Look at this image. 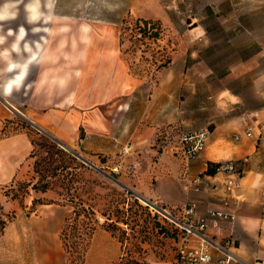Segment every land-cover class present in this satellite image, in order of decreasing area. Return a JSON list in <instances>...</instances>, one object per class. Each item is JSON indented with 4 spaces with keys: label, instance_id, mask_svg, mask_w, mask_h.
I'll return each instance as SVG.
<instances>
[{
    "label": "crops",
    "instance_id": "crops-1",
    "mask_svg": "<svg viewBox=\"0 0 264 264\" xmlns=\"http://www.w3.org/2000/svg\"><path fill=\"white\" fill-rule=\"evenodd\" d=\"M125 1L129 15L159 23L167 32L180 28L183 16L197 10L204 15L202 20L214 15L215 28L222 34L213 38L212 27L201 21L189 24V35L177 41L170 36L158 39L163 45L160 49H170L171 62L149 82L132 73L119 38L111 33L114 24L85 23L75 35L79 26L62 14L61 0H55L47 23L43 17L48 12L46 0H41L43 16L29 24L24 11L29 0H23L19 17L0 25V35L23 26L28 34L20 41V53L11 52L10 59L23 64L29 58L24 52L27 44L44 60L29 68L25 84L32 87L10 95L0 92L5 101H0V119L20 112L68 148L89 155L127 157L144 151L142 156H157L135 166L117 164L115 168L137 167L135 172H146L125 180V186L164 207L193 205L197 216L213 210L233 215V221L220 223L219 240L233 237L232 251L238 257L264 264V0ZM35 28L41 31L34 32ZM196 30L199 36L193 39ZM191 41L204 47L193 50L187 45ZM15 42L14 36L7 37L0 53L11 51ZM213 44L223 46L222 51L225 47L234 50L224 72H218L209 61ZM85 51L86 56L80 58ZM6 67V61L0 59V81L19 71L7 73ZM60 77L68 78L63 89L51 84ZM196 122L197 131L208 129L210 135L198 158L187 160L180 141L183 134L190 133L185 130L187 123ZM178 127L184 130L171 138ZM162 135L163 141L158 142ZM32 150L25 132L0 139V186L17 178ZM226 162H234L242 172L233 186L227 184L228 176L207 173L210 164ZM209 233L213 235L212 228Z\"/></svg>",
    "mask_w": 264,
    "mask_h": 264
},
{
    "label": "rangeland",
    "instance_id": "rangeland-1",
    "mask_svg": "<svg viewBox=\"0 0 264 264\" xmlns=\"http://www.w3.org/2000/svg\"><path fill=\"white\" fill-rule=\"evenodd\" d=\"M54 2L46 0L48 12L42 15L44 19L52 17ZM126 3L125 0H61L62 14L78 26L94 22L114 24L111 33L119 38L132 73L152 82L162 70L160 65L170 59L171 51L169 48L160 49L162 44L143 36L139 30L142 22L127 13ZM202 17V12L197 10L186 13L184 24L180 28L169 29V32L160 25L157 29L159 39L170 36L177 41L189 35L188 30L192 29L189 24L199 25L201 21H207V27H212L213 38L222 34L220 29L215 28L214 15L206 20ZM82 28L75 27V35ZM154 31L156 28L151 33ZM197 36L198 30L194 32L193 39ZM175 45L178 46V43ZM187 45L197 51L204 47L195 41ZM212 47L215 50L212 48L209 53V61L218 72H224L234 57V50L225 47L227 50L222 51L224 47L217 44ZM0 101L5 103L1 98ZM0 123V139L25 132L33 144L31 153L35 151V156L27 160L17 178L8 185L0 186V219L6 223L0 233V264H176L173 231L167 220L155 211L156 207L164 206L149 201L124 184L127 179H135V175L142 176L145 170L135 172L137 167L127 170L115 168L121 163L131 166L148 163L157 156L147 157L146 151L145 156H142L144 151H140L139 155L136 152L127 157L119 154L111 157L89 155L82 150L77 152L45 131L39 133L27 116L20 112H15L8 119H0ZM185 127L192 133L198 130L199 123H187ZM183 128H174L171 138L180 135ZM163 135L158 142L163 141ZM58 151H64V155L58 154ZM45 158L56 166H64L67 171L64 174L59 171L61 177L49 179L58 183L54 189L35 191L33 185L41 184L35 172L37 164L42 165ZM126 158L130 161H124ZM139 167L141 169L142 166ZM62 175L72 179L69 190L61 188ZM148 177L151 183V176ZM74 203H83L94 210L100 226L93 236L86 231L95 226L86 217L81 216L75 227ZM117 219L120 223L115 228L113 223ZM66 225L67 232L63 236Z\"/></svg>",
    "mask_w": 264,
    "mask_h": 264
},
{
    "label": "built area",
    "instance_id": "built-area-1",
    "mask_svg": "<svg viewBox=\"0 0 264 264\" xmlns=\"http://www.w3.org/2000/svg\"><path fill=\"white\" fill-rule=\"evenodd\" d=\"M148 28L150 29L151 25ZM36 129L39 133H44L42 129L38 127ZM209 135L208 129L182 135L181 149L187 160L198 158L206 147ZM248 136L251 137L252 133L249 132ZM215 174L228 176L229 186L236 184V180L242 176L234 162L219 165ZM228 190L232 191L231 188ZM155 211L158 216L167 220L173 231L176 264H251L232 251L235 247L233 237L219 240L223 231L220 223L233 221V215L213 210L205 216H197L193 205H187L183 209L156 207ZM209 228H212L213 235L209 233Z\"/></svg>",
    "mask_w": 264,
    "mask_h": 264
},
{
    "label": "clouds",
    "instance_id": "clouds-1",
    "mask_svg": "<svg viewBox=\"0 0 264 264\" xmlns=\"http://www.w3.org/2000/svg\"><path fill=\"white\" fill-rule=\"evenodd\" d=\"M23 3V0H0V25L5 23H10L15 21L20 15V4ZM40 0H29V3L24 5V11L27 13V23L34 24L38 22L42 18V13L40 12ZM51 7V4H49ZM52 17L45 18V23L51 20ZM61 31H67V29H60ZM34 32H40L41 29L35 28L33 29ZM45 32L48 29H44ZM87 31V29H84ZM18 32V34H17ZM27 31L23 26H20L17 31L9 30L7 32V36L0 35V45H3L6 42L7 37H15V43L13 44L11 51L4 50L0 53V59H3L7 63V67L5 72L13 73L15 70H19L17 74L12 76L7 81H0V92H3L6 95H10L14 90L20 91L21 88L24 87H32V84L26 85L25 79L29 73V68L34 63H42L44 57L40 55V52L37 51L33 53L32 48H30L27 44L24 46V52L29 54V58L23 63H14L10 59L11 52H15L17 54L20 53V41L24 40L25 36L27 35ZM47 43V41H45ZM37 49L40 48V45H36ZM86 56V51L80 54V58H84ZM76 76H79L80 73L76 72ZM41 84L45 83L44 80L40 81ZM35 84V83H34ZM52 85H57L59 88L63 89L68 84V78L60 77L58 79H54L51 81Z\"/></svg>",
    "mask_w": 264,
    "mask_h": 264
},
{
    "label": "trees",
    "instance_id": "trees-1",
    "mask_svg": "<svg viewBox=\"0 0 264 264\" xmlns=\"http://www.w3.org/2000/svg\"><path fill=\"white\" fill-rule=\"evenodd\" d=\"M139 22H142V27H139L140 32L143 34L144 37H148V38H152L154 40H158L159 39V31L157 29H159L160 24L156 23V22H152V21H147V20H142V19H138ZM151 25V30L153 31L156 28V31H154V33H151V30L148 28ZM171 62V59H168L166 61V63L164 65H160L159 68H164L166 66H168V64ZM58 154H62L64 155V151H58ZM35 156V151H33L30 155L29 158H33ZM48 159H44L43 160V164L42 165H38V168L36 169V173L39 175L40 180H41V184L38 185H33V189L35 191H42V192H47L49 190H52L55 188V184L58 183H54L53 181H49V179H56L61 177V175H59V171L62 172V174H64L67 169H65L64 166L60 167V166H56L54 165V162L52 163L51 161L47 162ZM219 165H215V164H210L209 165V170L207 171L208 174H215V170ZM69 175V174H67ZM67 175H62L63 180L61 182V188H64L66 190H69V184L72 183V179H68L66 176ZM58 182V181H57ZM74 221H76L75 227L77 226V223L79 222L78 220L80 219L81 216H83L84 218L86 217L91 223H93V225L95 226L94 229H92L91 231H89V229H87V234L90 236H93L96 229L100 226L99 220L96 217V214L94 212V210L92 208H88L85 207V205L83 203H74ZM105 216H107V214H105ZM108 220H113L112 218H108ZM78 221V222H77ZM68 222V221H66ZM113 223V222H112ZM111 223V224H112ZM120 223V219H117V221H115L113 224V226L116 228L117 224ZM127 224V223H125ZM5 221H3L2 219H0V233L4 230L5 228ZM67 226L64 228V232H63V236L66 235L67 232ZM111 226V225H108ZM67 244L65 243V247L67 249Z\"/></svg>",
    "mask_w": 264,
    "mask_h": 264
}]
</instances>
